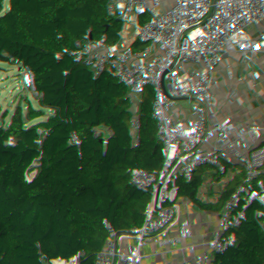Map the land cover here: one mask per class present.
I'll return each instance as SVG.
<instances>
[{"label":"built area","instance_id":"built-area-1","mask_svg":"<svg viewBox=\"0 0 264 264\" xmlns=\"http://www.w3.org/2000/svg\"><path fill=\"white\" fill-rule=\"evenodd\" d=\"M0 18L31 47L14 55L31 106L80 155L73 175L46 163L14 188L86 219L89 264L105 218L115 264H264V0H0ZM39 46L56 63L32 76ZM232 159L249 168L243 181ZM191 184L233 228L222 258L176 247L175 204ZM219 184L242 205H223Z\"/></svg>","mask_w":264,"mask_h":264},{"label":"trees","instance_id":"trees-1","mask_svg":"<svg viewBox=\"0 0 264 264\" xmlns=\"http://www.w3.org/2000/svg\"><path fill=\"white\" fill-rule=\"evenodd\" d=\"M19 41L14 27L0 18V260L5 264H53L59 259L67 264H89L92 247L86 219L69 203L52 209L47 199L26 187L14 188L46 163L53 171L64 167L66 174L73 175L80 159L67 146L64 127L43 124L31 106L29 79L14 63ZM41 48L33 50L32 76L56 63ZM35 93L40 95L39 87ZM90 178L97 183L102 175L95 173ZM111 233L112 222L105 218L97 237L98 264H115ZM8 242H14V247H8Z\"/></svg>","mask_w":264,"mask_h":264},{"label":"crops","instance_id":"crops-1","mask_svg":"<svg viewBox=\"0 0 264 264\" xmlns=\"http://www.w3.org/2000/svg\"><path fill=\"white\" fill-rule=\"evenodd\" d=\"M238 163L239 162L236 159H232L231 162L227 163L229 170L232 173L240 174L242 177L250 175L249 168L246 165H242L241 167ZM214 193L218 198H220L223 205L225 204L229 207L242 205V201L238 196V188L234 185L219 184L214 188ZM186 197H188L191 201V209L186 207L184 200ZM175 208L177 212L181 215H185L187 218L180 232L177 230L180 219L177 223L175 222L174 225V235L172 236L176 241L175 243L177 249L183 250L187 248L192 253L200 257L217 256L222 258L225 254V247L230 242L233 234V228L228 222L227 214L222 205H218L216 210L213 209L211 206L210 196L201 191L198 186L191 184L178 197ZM198 208H200V210H198ZM188 221H194L196 226L191 236H187L184 233V228ZM219 234H223L222 239L218 237ZM183 236L185 237L184 239ZM132 242L136 246H143V244L136 243V239H133ZM7 246L9 247L8 243ZM59 262L67 264L66 261L60 259Z\"/></svg>","mask_w":264,"mask_h":264},{"label":"rangeland","instance_id":"rangeland-1","mask_svg":"<svg viewBox=\"0 0 264 264\" xmlns=\"http://www.w3.org/2000/svg\"><path fill=\"white\" fill-rule=\"evenodd\" d=\"M27 85H28V87H30V88H33L34 87V82L33 81H31V80H28V82H27ZM92 172V171H91ZM90 172V173H91ZM244 178L245 177H242V176H240V174H238V179L240 180V181H243L244 180ZM178 215H179V219H180V221H179V225L177 226V230H178V232H180V230H182V228H183V224L186 222V220H187V218H186V216L185 215H181L179 212H178ZM182 226V227H181ZM180 227H181V229H180ZM180 234V233H179ZM172 235H174V232H172ZM213 235H215V234H213ZM148 236H149V234L147 233V232H138L137 234H135V238L136 237H141V238H143V239H147L148 238ZM218 237H220V239H222L223 238V234H219L218 235ZM185 237L183 236V239H184ZM216 238V237H215ZM176 242V241H175ZM213 243H216V242H213Z\"/></svg>","mask_w":264,"mask_h":264},{"label":"water","instance_id":"water-1","mask_svg":"<svg viewBox=\"0 0 264 264\" xmlns=\"http://www.w3.org/2000/svg\"><path fill=\"white\" fill-rule=\"evenodd\" d=\"M18 47H25L26 49H30V45L28 44V42L26 40H20L19 43H18ZM41 52H49V49L46 47V46H43L41 48ZM40 97L42 99H45V92L44 91H41L40 93ZM134 232H138V230H133Z\"/></svg>","mask_w":264,"mask_h":264}]
</instances>
